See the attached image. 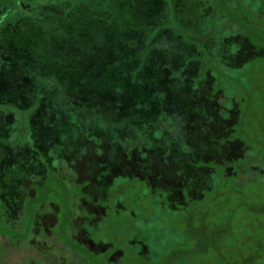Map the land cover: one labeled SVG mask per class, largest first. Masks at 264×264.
<instances>
[{"label": "trees", "instance_id": "16d2710c", "mask_svg": "<svg viewBox=\"0 0 264 264\" xmlns=\"http://www.w3.org/2000/svg\"><path fill=\"white\" fill-rule=\"evenodd\" d=\"M217 9L224 14L222 8L215 7V12ZM203 10V6L184 0H0V164L5 142L9 148L31 143L28 140L34 127L32 121L43 122L34 129L39 131L49 118L58 119L54 122L59 124L64 117L71 122L84 119L93 123L85 133L90 143H108V138L116 143L115 147L106 148V154L105 150H98L110 161L97 166L96 180L105 191L111 183L106 178L111 179L116 169L123 178L131 171L140 180L149 174L151 192H164L172 211L187 197L179 188L177 172L174 173L182 168L175 153L194 157L189 162V178L195 179L199 188L212 187V182L214 186L219 177L234 176L236 167L246 166L244 172L253 170L251 163L259 158L253 139L243 134L246 127L255 129L246 109L252 103L249 95L244 96L248 85L240 83L236 76L231 77L238 68L228 69L230 72L221 70L224 58H217L218 43L215 40L213 48L209 45L218 18L212 19L211 29L207 30ZM228 18L244 34H254L252 26L238 16ZM194 43L200 48L194 63L184 64L186 67L181 70L173 69L184 66L178 65L181 56L176 51L182 45L190 49ZM260 43L264 46V41ZM210 68L214 72L209 73ZM252 68L253 65L245 66L244 71L250 72ZM73 98L87 99L88 105L83 110H70L69 106H75ZM92 128L97 130V137ZM165 134L167 139L163 138ZM252 137L257 142V136ZM168 139L175 144L180 142L179 147L168 145ZM167 164H174V168L170 171ZM105 169L110 175H105ZM57 184L66 190L61 180ZM31 189L29 199H35L37 191H42L44 197L53 193L47 184L43 190ZM195 193L196 190L191 191L188 196L193 198ZM177 194L180 201L173 200ZM65 195L69 198L74 193ZM68 217L64 220L71 222V214ZM1 222L0 216V225ZM29 228L30 225L24 233L9 231L10 237L0 234L6 239V251L10 250L9 255L15 257L6 263L9 257L6 255L5 260L0 256V264H19L16 255L23 252L28 255L27 264L47 262L37 260L31 253L35 247L28 243L32 240ZM63 228L61 231H65ZM73 237L67 236L62 244L70 254L60 256V250L56 251L51 255L58 257V261L47 264L78 260V264H107L117 251L119 259L134 263L147 251L140 242V246L129 247L133 238L123 237L127 251L113 248L115 252L108 256L104 245L92 253L83 248V234L78 231ZM22 243L26 246L21 247ZM37 248L42 259L51 257L50 247ZM230 256L241 263H254L250 257L244 260L240 251H231ZM174 257L173 253L170 260ZM221 260L227 264L225 257ZM260 260L264 263V254Z\"/></svg>", "mask_w": 264, "mask_h": 264}, {"label": "rangeland", "instance_id": "374dc122", "mask_svg": "<svg viewBox=\"0 0 264 264\" xmlns=\"http://www.w3.org/2000/svg\"><path fill=\"white\" fill-rule=\"evenodd\" d=\"M201 22L204 24L205 20ZM219 31L220 29L215 27L212 34L218 43L215 48L219 49L217 58H224L221 62L227 63L229 49L232 47L229 48L220 39L222 35L220 36ZM194 44L190 49L182 45L176 51L181 56L178 65L194 63L200 50L199 46ZM244 65H253V68L250 72H245ZM244 65L231 77L236 76L240 83L248 85L247 95L244 93V96L251 97L249 101L252 103L246 105L245 100L241 108L243 110L246 105V109H249L251 114L248 116L251 117L248 119L255 128L246 127L243 130L246 138L249 136L253 139L252 145L259 158L255 163H251L253 170L244 172L246 166H239L234 170L236 177H219L214 181V186L212 182V187L199 188L197 181L189 178V162L194 160V157L183 152L175 153L177 159H180L177 164L182 165V168L174 173L177 172L179 188H182L184 194L187 193V197L184 198L183 204L176 205L172 211L168 209L164 192H151L148 186L149 174L140 180L135 178L131 171L123 178L117 174L116 169L111 179L106 178L111 181L107 191L102 184L97 183V166L110 163L109 158H105L104 154L100 155L98 150L103 149L106 154V148L115 147L116 143L111 138L106 139L108 143L97 140L93 141V144L90 143L85 133L93 123L84 119L71 122L63 117L62 122L55 124L58 119L52 117L42 129L34 131L38 124L43 123L34 120L28 140L31 143L21 141L20 146L9 148L5 142L2 148L4 158L0 164V234L10 237L9 231L20 232L28 229L30 225L32 240L28 243L35 247L31 253L36 255L37 260H47L51 263L58 261V257L51 255L56 251L60 250V256L70 254L62 244L68 240L67 236L74 239L73 236L79 231L93 244L97 242V250L99 246L105 245L104 252L108 256L115 252L114 249H129L125 248L123 237L133 238L129 241V247L137 244L140 246V242L147 249L139 256L140 261L127 263L123 258L117 257V251L109 257L107 264H223L222 256L226 258L227 264H250L249 261L241 263L238 258L231 259V251H240L245 255L244 260L246 257L253 258V264H264L260 260L264 254V163L261 162L264 159V58L248 60ZM192 70L196 72V69ZM73 100L75 106H69L70 110L72 107L83 110L89 102L84 98ZM47 107L50 108V105ZM92 131L97 137V130L92 128ZM173 131L182 133L180 130ZM252 136H257V142L256 137ZM163 138L168 137L165 134ZM166 142L175 148L180 144H175L169 139ZM193 152L198 155V151L193 149ZM98 162L101 164H97ZM158 165L160 167L163 164H156L157 167ZM184 165L187 166L186 170ZM167 166L170 171L174 168V164ZM107 170L105 169V175L108 176L110 174ZM57 180L63 182L66 190L57 184ZM85 182L87 186H83ZM46 184L53 190L49 197H44L42 191H37L35 199H29L28 190L29 194H32L31 188L38 187L43 190L42 187ZM194 190L197 191L196 195L193 198L188 196V193ZM66 192L69 195L74 193V196L67 198ZM91 198H94L97 206L104 211L98 209L96 204L91 202ZM179 199L181 197L177 194L173 200ZM90 205L93 208H90ZM69 214L72 216L71 222L64 220L69 218ZM63 226L65 231L60 229ZM0 241L4 247L7 246L4 237H0ZM20 245L26 246L24 243ZM149 245L157 247L152 250ZM37 247H50L48 252L51 257L42 259L39 256L41 250ZM14 252L16 255L17 251ZM173 253L175 257L171 261ZM9 254L10 250L1 248L0 256L5 260L6 255L9 257L6 263L15 258ZM24 254L23 252L16 255L19 264H27L28 255ZM76 262L80 263L79 260ZM41 263L37 261V264Z\"/></svg>", "mask_w": 264, "mask_h": 264}, {"label": "flooded vegetation", "instance_id": "af4514ba", "mask_svg": "<svg viewBox=\"0 0 264 264\" xmlns=\"http://www.w3.org/2000/svg\"><path fill=\"white\" fill-rule=\"evenodd\" d=\"M184 3H192V5L199 4V6L204 7L203 11L205 12L203 13L208 22L207 30L211 29L209 27L210 22L217 16L218 22L215 27L220 29V36L222 35L220 39L224 43H226L229 48L232 47V49H229V62L220 65L221 70H226L227 72H230L229 70L231 69L236 70L238 68L239 70L246 62H248V60L261 57L264 58V46H262L260 43L264 41V0H184ZM217 3L219 4V6H217ZM215 7L222 8L224 10V14L221 13L218 9L215 12ZM229 15L238 16L242 21H246V23L252 26L254 34L252 36L246 35L242 31H240L238 29V26L235 23L231 22L232 20H229ZM214 29L215 28H213V30ZM214 41L215 38L213 37V35H211L209 38V45L212 48ZM234 49L235 52H233ZM233 62H237V64ZM182 67L185 68L186 65L174 66L173 69L175 68V70H181L183 69ZM211 72L214 71L210 68L209 73ZM221 95L223 96V91L221 92ZM91 202H93L94 205L96 204V200L94 198L91 199ZM96 207L98 209H101L97 206V204ZM90 208L93 207H91L90 205ZM1 248L5 249V247L3 246V242L0 241V250ZM83 248H87L91 252L94 251L95 253H97V244H93V242L88 239L86 235H84L83 237ZM63 264L76 263L64 262Z\"/></svg>", "mask_w": 264, "mask_h": 264}]
</instances>
